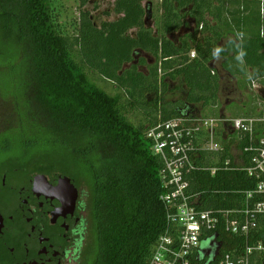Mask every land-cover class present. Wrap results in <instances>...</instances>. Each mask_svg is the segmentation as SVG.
Returning <instances> with one entry per match:
<instances>
[{"label": "trees", "instance_id": "1", "mask_svg": "<svg viewBox=\"0 0 264 264\" xmlns=\"http://www.w3.org/2000/svg\"><path fill=\"white\" fill-rule=\"evenodd\" d=\"M144 1L116 0L113 12L120 18L101 25L82 11L79 36L73 38L55 26L50 0H0V52H11L13 45L23 48V62L9 66L11 75L18 72L23 94L16 99L13 92L21 128L16 136L0 139V155L7 156L0 171L61 174L77 184L84 177L92 184L96 249L90 264H151L160 239L176 236L160 199L165 164L152 152L148 129L196 115L198 107L206 118H219L223 85L214 68L218 57L230 76L264 78L260 1L162 0L154 27L147 23ZM90 2L81 0V7ZM187 20L194 30L175 39ZM217 48L221 51L214 54ZM142 53L154 61L142 57L136 62ZM92 76L116 86L117 93L109 94ZM179 80L185 100L167 101L170 83ZM139 112L148 125L129 119V113ZM24 121L33 127L26 128ZM226 133L219 124L216 141L225 149L221 159L203 154L197 165L223 164L233 141L222 139ZM255 188L256 181L240 171H197L191 180V191L202 193L199 208L205 210L239 208L241 195L234 193ZM216 233L223 252L243 251V238L222 226ZM256 258L252 261L262 264L264 254Z\"/></svg>", "mask_w": 264, "mask_h": 264}, {"label": "built area", "instance_id": "2", "mask_svg": "<svg viewBox=\"0 0 264 264\" xmlns=\"http://www.w3.org/2000/svg\"><path fill=\"white\" fill-rule=\"evenodd\" d=\"M190 56L195 58L196 53ZM252 87L259 88L255 81ZM258 96L260 117L225 120L191 115L161 121L148 129L152 152L165 164L161 172L165 193L160 199L166 206L169 223L176 226L175 237L167 234L160 239L151 264H258L264 254V131H259L264 126V97ZM223 123L235 135L223 137L228 142L233 138L229 157L218 168L197 165L203 154L221 159L225 149L216 141V128ZM220 169L243 172L248 180L256 181V188L234 193L241 195L239 208L200 209L202 193L191 191L193 174L205 171L215 175ZM219 226L229 235L245 240L241 253L222 251L223 243L216 233ZM204 242L209 245L203 247ZM255 256L258 260L254 263Z\"/></svg>", "mask_w": 264, "mask_h": 264}, {"label": "flooded vegetation", "instance_id": "3", "mask_svg": "<svg viewBox=\"0 0 264 264\" xmlns=\"http://www.w3.org/2000/svg\"><path fill=\"white\" fill-rule=\"evenodd\" d=\"M56 175L0 171V264H70L95 233L93 193Z\"/></svg>", "mask_w": 264, "mask_h": 264}, {"label": "rangeland", "instance_id": "4", "mask_svg": "<svg viewBox=\"0 0 264 264\" xmlns=\"http://www.w3.org/2000/svg\"><path fill=\"white\" fill-rule=\"evenodd\" d=\"M115 2L116 0H91V2L87 6L81 7V0H50V9L54 18L55 26H58L60 31L64 35L76 38L79 36L82 11L90 12L92 19L97 25H101V23L103 22H113L120 18L119 15L113 12ZM161 2L162 0H145L143 3L144 7L148 10L149 15H147L146 17L147 19H149L147 23L151 27H154L155 19L160 16ZM187 21L188 22H186L187 24L185 26V30H181V32L175 34V39H177L181 35H184L186 32H191L192 30H194V23L190 20ZM130 35L135 36V31H131ZM9 49H11V52L6 49L7 52L5 55H2L0 52V139L4 137L10 138L12 136H16V130L18 131L21 128L18 125L19 118L17 117L19 114L17 115V113L15 112V98H21L23 94L20 91V83L17 81V77L19 74L16 71L11 75L9 66H11V63L15 65H20V63L23 62V48L17 45H13L12 47H9ZM12 54L14 58H11ZM142 57L145 58L147 61H154L151 56L142 53L136 56V62H138V60ZM129 67L130 65H126V68ZM141 70L146 72L147 68L142 67ZM227 77L224 78L225 81L223 82V88L225 90L221 96L222 105L220 107V111L217 110L216 112L217 115H219V113L221 112L223 114V119L225 120L236 118L234 116L236 109L238 108L241 102H246V99L242 98L241 90L236 89L235 81H229V78ZM92 80L97 83L99 87L107 91L109 94L115 95L117 93V87L109 82H106L101 77L92 76ZM180 81L181 80L170 83V90L166 94V96H164L167 101L183 102L185 100V87L183 88ZM13 92H16L15 98L13 97ZM21 103H23L22 99ZM198 110L200 112L199 107ZM205 114L206 113L202 111V114H196L195 116L206 117ZM128 117L136 125H139L140 123H145L146 125H148L147 122H145V119H143V115L141 112L129 113ZM30 124L31 123H29L28 121H24V125L26 128H29V126L33 127ZM222 126L227 133H230L231 129L228 124L223 123ZM6 129H11V131L7 133ZM15 153L16 156L19 157L20 153H18L17 151ZM6 161V153L0 155V164H4ZM79 186L83 193L88 196V198H90L91 193H93L94 195L92 184H89V182L87 183L84 180V177H81ZM95 243V233L93 232L91 235H89L88 240L83 246V249L80 251V253L76 256L74 260L72 259L70 264H90L92 259L95 257Z\"/></svg>", "mask_w": 264, "mask_h": 264}, {"label": "crops", "instance_id": "5", "mask_svg": "<svg viewBox=\"0 0 264 264\" xmlns=\"http://www.w3.org/2000/svg\"><path fill=\"white\" fill-rule=\"evenodd\" d=\"M248 1H260L261 7L264 4V0H248ZM250 6L254 7L255 4H252ZM254 10L256 12L258 9L256 8ZM251 11L252 10H250L249 13ZM261 16H262V20H264V7H263V12L261 11ZM193 26H195V25L193 24ZM200 29H202V27ZM262 29H261L262 30L261 36L263 37L264 36V27H262ZM230 37L233 38V36H230ZM227 39H229V37ZM227 39L224 40V43H226ZM192 52H195V51H192ZM217 62H218V66H217ZM223 62H224V59L222 57L221 58L218 57L214 63V68L216 70H218V73L221 77L222 85H224V83H223L225 81L224 78L228 76L227 78H229V81L230 80L235 81L236 89L241 90L242 98L246 99V102H241L240 105L238 106V108L236 109V112H235L236 117H240V118H242L243 116H245V117H260L262 110L256 106V100L259 97L258 96L259 94H261L264 97V78L253 79V78H249V77L244 78V77H238V76L237 77L230 76L228 73H226L222 69ZM253 81H255L259 86V88L257 90L253 89V87H252ZM224 90L225 89L222 88L221 96L224 93ZM227 90H229V89H227ZM221 99H222V97H221ZM220 103L222 105V101ZM238 111H240V112H238ZM197 114L198 115L202 114V110H200V112H198ZM219 118H223V114L221 112L219 113ZM228 135L230 137L235 136V135H232V133L230 131V133L223 134V137H227ZM223 137H222V139H223Z\"/></svg>", "mask_w": 264, "mask_h": 264}, {"label": "water", "instance_id": "6", "mask_svg": "<svg viewBox=\"0 0 264 264\" xmlns=\"http://www.w3.org/2000/svg\"><path fill=\"white\" fill-rule=\"evenodd\" d=\"M55 181L57 182V184H60L61 187L71 189L75 194L77 193V187L75 186L73 179L58 174L55 176Z\"/></svg>", "mask_w": 264, "mask_h": 264}, {"label": "clouds", "instance_id": "7", "mask_svg": "<svg viewBox=\"0 0 264 264\" xmlns=\"http://www.w3.org/2000/svg\"><path fill=\"white\" fill-rule=\"evenodd\" d=\"M221 51V49L217 48L214 52V54H218Z\"/></svg>", "mask_w": 264, "mask_h": 264}]
</instances>
